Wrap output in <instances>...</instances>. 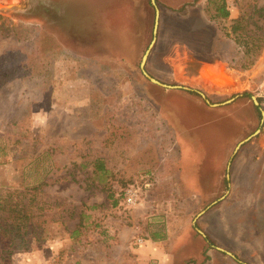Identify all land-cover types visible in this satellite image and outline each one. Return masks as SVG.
I'll use <instances>...</instances> for the list:
<instances>
[{
    "label": "rangeland",
    "instance_id": "obj_1",
    "mask_svg": "<svg viewBox=\"0 0 264 264\" xmlns=\"http://www.w3.org/2000/svg\"><path fill=\"white\" fill-rule=\"evenodd\" d=\"M218 1L155 0L145 69L189 90L142 73L150 0H0V189L49 203L31 248H0V264H162L144 251L155 234L200 242L182 264H264V49L231 67ZM226 2V26L264 5ZM130 179L138 204L114 205Z\"/></svg>",
    "mask_w": 264,
    "mask_h": 264
},
{
    "label": "trees",
    "instance_id": "obj_2",
    "mask_svg": "<svg viewBox=\"0 0 264 264\" xmlns=\"http://www.w3.org/2000/svg\"><path fill=\"white\" fill-rule=\"evenodd\" d=\"M215 10L217 15L214 19L219 23L220 36L229 39L233 43L235 55L231 59V67L248 69L264 49V5L253 4L248 12L242 11L238 16L230 19L228 26L221 23L222 19H227L230 15L226 0H219ZM0 19H2L1 15ZM6 76L8 75L0 73V83ZM97 166L99 171H106L102 162H99ZM131 181L132 179L127 184L122 185L123 188L120 190L118 197L114 196L113 191L107 194L114 205L122 197L123 189ZM40 186L41 183L34 186L33 189H39ZM33 201L32 193L27 190L17 192L8 187L0 189V248L2 255L10 249L26 251L31 248L30 236L35 229L31 220L36 211L38 215L39 211L43 210L44 212L37 218L41 217L43 223L47 221L49 203L42 202L41 209H39L38 206L32 204ZM152 238L158 240L163 237L155 234Z\"/></svg>",
    "mask_w": 264,
    "mask_h": 264
},
{
    "label": "crops",
    "instance_id": "obj_3",
    "mask_svg": "<svg viewBox=\"0 0 264 264\" xmlns=\"http://www.w3.org/2000/svg\"><path fill=\"white\" fill-rule=\"evenodd\" d=\"M158 240L162 241L158 246L153 245L154 243L148 244L144 251L146 254L158 255L161 258L162 264H182L189 258L198 259L202 254L200 242L190 240L186 235L174 237L173 234H170V236H164ZM189 245L190 252L186 253Z\"/></svg>",
    "mask_w": 264,
    "mask_h": 264
},
{
    "label": "water",
    "instance_id": "obj_4",
    "mask_svg": "<svg viewBox=\"0 0 264 264\" xmlns=\"http://www.w3.org/2000/svg\"><path fill=\"white\" fill-rule=\"evenodd\" d=\"M150 1H151L152 5L154 6V9H155L154 24H153V37H152V39L150 40V42H149L147 48L145 49V51H144V53H143V55H142V57H141L140 68H141V70H142V73H143V75H144V76H145V77H146L151 83H154V84H156V85H158V86H161V87H164V88H168V89H178V88L189 89V88L186 87V86H181V85H170V84L163 83V82H161L160 80L156 79L155 77L151 76V75L146 71V69H145V64H146V61H147V59H148V55H149L151 49L153 48L154 43H155V40H156V33H157L158 23H159V10H158V8H157V6H156L155 0H150ZM189 90H191V89H189ZM198 93L201 95V97H202L207 103H209L208 99H206L205 94H204L203 92H199V91H198ZM231 100H232V99L227 100V101H225V103H227V102H229V101H231ZM253 100H254V103L257 104V101H256V99H255L254 97H253ZM220 104H222V103H209V105H211V106H217V105H220ZM261 116H262V117H261V122H262L263 117H264V112H263V111H261ZM259 132H260V128H257V129L254 130L253 133H251L250 135L246 136V137L243 138L241 141H239V142L237 143V145L235 146V149H234L233 152L236 153L237 150L240 148V146H241L242 144H244L245 142H247V141H249L250 139H252V138H253L254 136H256ZM229 164H230V163H228V166H227V174H226V179H227V180L229 179V173H228V170H229V168H230V167H229ZM228 185H229V183H228ZM227 193H228V190H226V191H225V194H223L221 197H219L216 201H213V203H211V204L213 205V204H215L217 201H219V200H221V199H224V197H225V195H226ZM204 211H205V210H202L198 215H201ZM196 229H197V231H198L201 235L205 236L204 232H202V231H201L200 229H198V228H196ZM226 252H227V251H226ZM227 253L230 254L231 256H233L230 252H227Z\"/></svg>",
    "mask_w": 264,
    "mask_h": 264
},
{
    "label": "built area",
    "instance_id": "obj_5",
    "mask_svg": "<svg viewBox=\"0 0 264 264\" xmlns=\"http://www.w3.org/2000/svg\"><path fill=\"white\" fill-rule=\"evenodd\" d=\"M123 200L127 207L138 204L140 195L134 185H128L123 189ZM137 241L141 242L142 239L138 238Z\"/></svg>",
    "mask_w": 264,
    "mask_h": 264
},
{
    "label": "bare ground",
    "instance_id": "obj_6",
    "mask_svg": "<svg viewBox=\"0 0 264 264\" xmlns=\"http://www.w3.org/2000/svg\"><path fill=\"white\" fill-rule=\"evenodd\" d=\"M202 76H203L204 79H207L206 76H205L204 74H202ZM206 81H207V80H206Z\"/></svg>",
    "mask_w": 264,
    "mask_h": 264
}]
</instances>
